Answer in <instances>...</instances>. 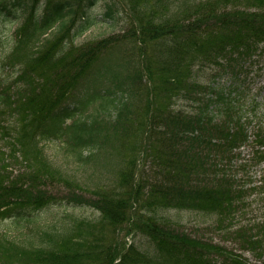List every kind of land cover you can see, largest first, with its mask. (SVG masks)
I'll return each mask as SVG.
<instances>
[{"label": "trees", "instance_id": "1", "mask_svg": "<svg viewBox=\"0 0 264 264\" xmlns=\"http://www.w3.org/2000/svg\"><path fill=\"white\" fill-rule=\"evenodd\" d=\"M97 1L0 0V20L22 21L2 66L12 76L0 81V219L32 221L53 205L102 216L100 228L65 232L47 249L3 239L0 264H246L245 252L264 264V221L243 220L264 191L247 172L264 164V128L250 140L245 105L255 57L264 58V0H108L122 2L131 25L75 45L96 24ZM104 16L114 18L111 7ZM54 141L95 166L94 188L48 158ZM135 199L210 214L241 252L154 214L141 229L152 251L104 249L103 230L130 220Z\"/></svg>", "mask_w": 264, "mask_h": 264}, {"label": "rangeland", "instance_id": "2", "mask_svg": "<svg viewBox=\"0 0 264 264\" xmlns=\"http://www.w3.org/2000/svg\"><path fill=\"white\" fill-rule=\"evenodd\" d=\"M122 3V2H121ZM119 2H108V0H98L97 4L91 9V15L94 17L96 24L90 26L80 36L74 38L75 45H81L88 41L101 39L112 34L122 32L128 26L131 25V20L126 8ZM109 7L112 8L114 18L105 17V13L109 11ZM22 21L9 22L7 20H0V81L7 76L11 78L12 70L8 72L7 69H2L3 63L7 61L8 55L13 48L14 32L21 26ZM257 58V59H256ZM258 62L255 63L254 71L249 73L247 79V86L250 87L248 98L245 99L246 107L251 110L247 114L250 115L249 119L253 122L248 124L249 132L253 135L258 126L264 128V58L255 57ZM216 66L205 67L201 72L202 78L208 80L211 74L216 70ZM263 73V74H261ZM222 76L221 82H223L228 76ZM212 78V77H211ZM210 78V79H211ZM241 99V98H240ZM175 105L178 108L189 109L191 106H195L190 101H182L181 99H174ZM255 102L259 103V107L255 111H252V107ZM2 142H0V145ZM46 154L48 158L63 171L65 170L70 176H72L77 182L84 186L95 187L96 174L93 171V166L82 165L76 161L75 158H67L63 150V146L59 141L46 142L44 144ZM250 152V148H245L242 151V159H247V155ZM141 159V157L139 158ZM142 160H138V164ZM239 164V161L237 162ZM146 166L145 162H142L140 169L143 170ZM262 168L249 167L247 172L253 180L260 178ZM101 174V172H100ZM107 181V176H105ZM105 182L104 178H101V183ZM140 180L138 178L137 184ZM259 182V181H257ZM256 182V183H257ZM54 187L58 188L57 185ZM64 194L67 191L66 188L62 189ZM252 204L248 209V213L244 217V221L251 220L257 221L263 219L264 221V192L254 193L251 198ZM133 208H127L130 220L126 221L123 225H112L113 227H106L103 230V236L105 241L103 242V248L111 249L112 251L124 253L125 250L133 245L140 252L147 250L152 251L153 245L149 238L141 231L143 229L142 224L146 221L149 215L161 216L164 219H168L179 224L181 229L198 237L203 236L205 239L212 240L215 243H220L223 246H227L228 249H233L237 253L241 252L237 250V246L234 242L224 241L219 236V232L214 230L212 223L215 217L210 214L200 213L192 210H180V209H168V210H155L147 202L140 199H135L132 204ZM35 220L18 222L15 217L0 219V242L6 239L7 244L12 241L20 245L21 249L25 248H51L55 245L52 240L57 239L61 234L65 232H72L82 229L85 233L89 225H96L100 228L102 222L101 213L91 207H68V206H50L37 212H33L31 216H37ZM198 232V233H197ZM211 238V239H210ZM60 241V240H58ZM4 244V242L2 243ZM23 246V247H22ZM16 254V253H15ZM247 260L246 264H259L260 260L250 252L243 254ZM9 257H11L9 255ZM4 264H8V260L3 261ZM118 261L115 262V264ZM10 264V263H9Z\"/></svg>", "mask_w": 264, "mask_h": 264}]
</instances>
